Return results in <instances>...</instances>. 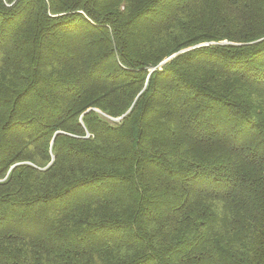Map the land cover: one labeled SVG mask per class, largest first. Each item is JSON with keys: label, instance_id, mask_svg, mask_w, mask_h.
I'll return each mask as SVG.
<instances>
[{"label": "trees", "instance_id": "obj_1", "mask_svg": "<svg viewBox=\"0 0 264 264\" xmlns=\"http://www.w3.org/2000/svg\"><path fill=\"white\" fill-rule=\"evenodd\" d=\"M0 264H264V0H0Z\"/></svg>", "mask_w": 264, "mask_h": 264}, {"label": "rangeland", "instance_id": "obj_2", "mask_svg": "<svg viewBox=\"0 0 264 264\" xmlns=\"http://www.w3.org/2000/svg\"><path fill=\"white\" fill-rule=\"evenodd\" d=\"M165 61H163L162 63H164ZM120 118H118V119H115V121H117V120H119Z\"/></svg>", "mask_w": 264, "mask_h": 264}]
</instances>
